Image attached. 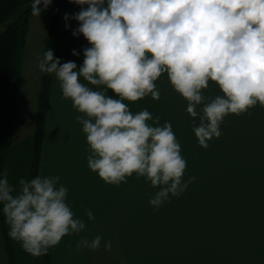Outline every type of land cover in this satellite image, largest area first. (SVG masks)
Wrapping results in <instances>:
<instances>
[{
	"label": "clouds",
	"instance_id": "1",
	"mask_svg": "<svg viewBox=\"0 0 264 264\" xmlns=\"http://www.w3.org/2000/svg\"><path fill=\"white\" fill-rule=\"evenodd\" d=\"M52 0H32L31 15L40 19ZM80 10L73 37L89 45L83 62L61 63L44 52L38 69L54 75L62 98L80 114L90 155L87 166L105 184L119 186L133 175L150 182L148 203L158 210L179 197L195 179H184L172 125H159L147 110L129 104L151 95L160 98L157 81L166 75L193 119L199 146L221 136V124L257 104L264 108V0H69ZM86 6V7H85ZM73 56L78 53L73 50ZM210 82L218 94L206 96ZM111 93V95L109 94ZM199 120L196 125L195 121ZM151 122V123H150ZM59 176L21 179L19 190L0 173V213L8 236L33 257H42L62 238L80 234L85 222L67 203L68 189ZM94 221L91 210L86 213ZM102 236L81 239L76 251L101 247ZM104 247L110 248L111 242Z\"/></svg>",
	"mask_w": 264,
	"mask_h": 264
},
{
	"label": "crops",
	"instance_id": "2",
	"mask_svg": "<svg viewBox=\"0 0 264 264\" xmlns=\"http://www.w3.org/2000/svg\"><path fill=\"white\" fill-rule=\"evenodd\" d=\"M79 10L69 0H62L54 51V58L61 63L77 57L78 68L83 62L82 50L89 45L82 36L73 37L72 32L78 27L75 20L67 21L66 29L64 16L71 17ZM76 48L78 55L73 56L72 49ZM158 81H167L166 75ZM166 87L171 88L169 83ZM204 94L214 97L218 92L210 82ZM167 100L163 96L162 104ZM51 101L60 108L65 104L68 110L76 111L70 100L62 98L60 83L53 75L47 114ZM173 103L169 105L172 122L182 114L193 120L183 102ZM46 127L45 120L38 175L59 176V183L64 185L69 181L68 171H54L42 161ZM199 150L204 152H195L188 158L184 174L185 180L194 177L193 182L158 210L149 205V198H136L132 203L113 202L117 215L96 214L94 221L88 220L86 214L75 215L85 222V230L62 238L48 251L45 261L43 256L27 254L19 242L10 238L8 254L0 229V264H46V260L48 264H264V108L257 104L244 114L226 117L221 136L211 140L207 149L199 146ZM10 162L8 153L3 172L8 180ZM20 171L26 172L23 180L28 181L29 176L25 166L12 173V185L17 191ZM155 190L152 188L151 193ZM67 203L74 212L70 192ZM6 227L8 232L7 224ZM98 235L103 238L99 249L76 251L81 239L91 241ZM109 241L111 247L106 249L104 243ZM106 256L112 257L111 263L103 260Z\"/></svg>",
	"mask_w": 264,
	"mask_h": 264
},
{
	"label": "rangeland",
	"instance_id": "3",
	"mask_svg": "<svg viewBox=\"0 0 264 264\" xmlns=\"http://www.w3.org/2000/svg\"><path fill=\"white\" fill-rule=\"evenodd\" d=\"M49 18L50 8L41 12L40 19L33 17L28 28L16 93L13 126L15 141L8 150L11 161L8 166L10 184H13L12 173L15 170L25 166L28 167L29 172L31 164L35 112L42 76L38 69V63L46 48ZM78 48L72 50L77 52ZM77 60L78 58L75 57L72 62ZM167 83L168 81H157L160 92H164L168 97L164 104L161 102L162 97L165 96L162 93L156 102L149 95L142 100L129 104V107L134 113L147 109L152 114L153 119L159 118L160 126L165 123L180 125L177 128L172 125V129L180 144L181 155L187 161L193 153L204 151L199 150V144L195 141L193 120L188 117L185 118L182 114L181 117H176V122H172L169 105L174 104L173 101L176 100L185 105L186 102L172 88L168 89ZM67 107L62 104L60 108L51 101L46 119L47 127L43 146L45 152L42 161L51 165L54 171L59 169L68 171L69 181L64 182V186L70 192V201L74 207L75 215L86 214L88 210H91L93 215H100V213L105 216L117 215L112 208L113 202L129 201L132 203L136 198L150 199L158 189L151 193L150 182L144 178H137L133 175L127 179V182L115 186L105 184L98 178L97 174L91 172L87 166V157L90 152L86 143V136L77 119L78 116L82 117V114L77 111H70ZM195 124H199V121H195ZM25 176L26 172L20 171V179L25 178ZM127 183L129 186H126ZM130 185L135 186L130 187ZM102 258L103 260L106 258L105 261L108 263L113 260L112 257L107 256Z\"/></svg>",
	"mask_w": 264,
	"mask_h": 264
},
{
	"label": "trees",
	"instance_id": "4",
	"mask_svg": "<svg viewBox=\"0 0 264 264\" xmlns=\"http://www.w3.org/2000/svg\"><path fill=\"white\" fill-rule=\"evenodd\" d=\"M32 0H0V173L4 172L8 150L15 141L13 131L15 121L16 93L21 73L24 47L31 15ZM62 0H52L47 26L45 51L56 47ZM52 76L42 74L35 112L33 148L28 181L39 172L41 145L48 110V100ZM0 229L9 254V236L5 218L0 213ZM11 257V254H10ZM47 255L43 256L44 261ZM46 264L47 260H46Z\"/></svg>",
	"mask_w": 264,
	"mask_h": 264
}]
</instances>
